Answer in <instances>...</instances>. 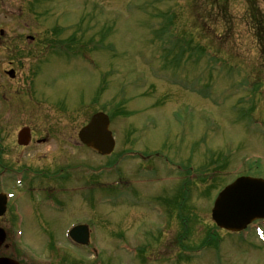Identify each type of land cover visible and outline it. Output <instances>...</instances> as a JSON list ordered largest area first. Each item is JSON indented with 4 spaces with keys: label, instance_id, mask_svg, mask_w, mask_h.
<instances>
[{
    "label": "rangeland",
    "instance_id": "obj_1",
    "mask_svg": "<svg viewBox=\"0 0 264 264\" xmlns=\"http://www.w3.org/2000/svg\"><path fill=\"white\" fill-rule=\"evenodd\" d=\"M0 30V70L10 60L16 70L4 82L42 98L0 111L19 126L62 114V217L26 210L23 233L8 234L10 254L46 264H264L263 242H242L210 217L224 185L264 177V0H0ZM100 109L115 132L107 157L77 139ZM70 223L96 230L97 261L89 249H62ZM131 246L143 250L136 259Z\"/></svg>",
    "mask_w": 264,
    "mask_h": 264
},
{
    "label": "flooded vegetation",
    "instance_id": "obj_2",
    "mask_svg": "<svg viewBox=\"0 0 264 264\" xmlns=\"http://www.w3.org/2000/svg\"><path fill=\"white\" fill-rule=\"evenodd\" d=\"M7 64L8 68L0 70V104L5 102L8 106H11L13 102L19 103V100H22L26 95L27 104H29L28 102H35L40 105L42 98L36 100L34 89L28 87L26 91H22L20 88L19 91L17 86L15 87L19 82L12 81L10 84L4 82L5 78L11 80L16 78L14 61L11 62L10 60ZM9 70L12 72L7 73ZM52 101L58 103L57 109L61 110L62 102H55L53 98ZM40 119L41 124L36 125L34 116L30 115V121H23L22 125L19 126L16 114H4L0 111V196L5 194V198L3 197L0 201V229L6 235L5 244L0 248L1 256L16 259L8 252L10 244L7 238L9 233H23L22 227L26 210H29L32 214L35 210L40 211V214L43 211H46L45 213L54 212L50 213V219H56V222L62 217L60 215L63 208L62 114L47 113L43 114V118ZM65 168L69 169L68 166H65ZM84 182L88 186H98V183L95 182L88 180ZM22 201L27 209L23 207ZM73 225L75 224L70 223L64 228L61 226L60 231L63 234ZM41 227H43V230H47L46 224H42ZM89 231L92 233L93 230L90 228ZM249 238L251 241L253 240L252 232ZM121 243L126 244L125 242ZM89 246L86 248H89ZM62 249H66L67 252L71 253L72 250L78 248L76 245H62ZM63 258L66 262L80 260L74 256V259ZM94 260L96 261V259ZM29 261L20 262L22 264H46L45 261L42 263L35 262L32 259H29ZM81 261L89 262L87 257ZM89 264L94 263L89 262Z\"/></svg>",
    "mask_w": 264,
    "mask_h": 264
},
{
    "label": "water",
    "instance_id": "obj_3",
    "mask_svg": "<svg viewBox=\"0 0 264 264\" xmlns=\"http://www.w3.org/2000/svg\"><path fill=\"white\" fill-rule=\"evenodd\" d=\"M108 117L103 113L94 114L79 131L78 138L96 153L105 155L111 152L114 140L108 128ZM212 220L221 228L238 231L255 219L264 218V180L252 177H239L226 186L217 196L211 210ZM76 230L71 235L76 237ZM4 232L0 230V245ZM0 264H18L9 258H0Z\"/></svg>",
    "mask_w": 264,
    "mask_h": 264
}]
</instances>
